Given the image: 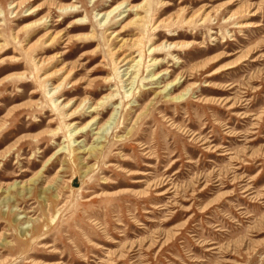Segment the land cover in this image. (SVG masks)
<instances>
[{
    "label": "rangeland",
    "instance_id": "obj_1",
    "mask_svg": "<svg viewBox=\"0 0 264 264\" xmlns=\"http://www.w3.org/2000/svg\"><path fill=\"white\" fill-rule=\"evenodd\" d=\"M143 1L0 0V188L16 182L0 191V264H264V0H149L126 12ZM140 35L143 71L121 88L111 53ZM164 44L178 47L149 54ZM70 70L54 98L73 101L63 113L85 97L117 99L62 120L36 76L56 84ZM95 116L107 134L89 126L58 152L67 138L54 130Z\"/></svg>",
    "mask_w": 264,
    "mask_h": 264
},
{
    "label": "bare ground",
    "instance_id": "obj_2",
    "mask_svg": "<svg viewBox=\"0 0 264 264\" xmlns=\"http://www.w3.org/2000/svg\"><path fill=\"white\" fill-rule=\"evenodd\" d=\"M149 0H144L143 1V3H141L140 5H138V6H135V7H130L128 10H126V12L127 11H136V12H140L139 10L141 9V8H143L144 6H145V4H147V2H148ZM124 4H127V3H125V2H122L121 4H119V5H117L116 7H114L112 10H110L109 12H106V13H104L103 15H102V17H101V21L99 22V25L100 26H104V25H106L108 22H109V20H111L112 18H114V16L116 15V13L119 11V10H121V8L123 7V5ZM11 9H16V8H18V5L17 4H12L11 5V7H10ZM123 8H126V7H123ZM165 8V7H164ZM31 10H33V9H31ZM37 10H39V9H37ZM58 10L61 12V13H63V14H66V13H72V12H75V6L74 5H70V6H66V7H58ZM124 10V9H123ZM57 11V10H56ZM34 12H36V10L34 9L33 11H31V12H29L28 14H27V16H31V15H33V13ZM123 12H125V11H121V13H120V11H119V16H120V14H122ZM50 15V14H49ZM49 15H47L46 17H43V18H41V19H39V20H37V21H34V22H32V23H29V24H27V25H25L24 27L25 28H32V27H42L46 22H48V21H50V20H48L49 18H50V16ZM251 15H255V13L254 14H251ZM126 16V15H125ZM207 16V15H206ZM122 18V17H121ZM211 18V17H210ZM63 20V19H62ZM62 20H60V19H58V20H56V21H62ZM132 21V20H131ZM80 22H82V19H79V20H77V21H74L73 23L74 24H79ZM118 22V21H117ZM132 22H135L136 24H137V26H139V27H142V30H146L145 29V27H146V25H147V23L145 22V16H138V17H136L135 19H133V21ZM56 23V22H55ZM101 23L103 24V25H101ZM114 24V23H113ZM134 24V23H133ZM132 24V25H133ZM129 25H130V22H129ZM45 26H47V25H45ZM248 26H254V27H257V26H259V25H242V26H240V28H244V27H248ZM124 27V26H123ZM67 28H69V29H71V28H73L72 27V25H69ZM81 28H85V26L84 25H81ZM126 28V27H125ZM157 28H158V26L156 25L154 28L152 27L151 29H152V31H156L157 30ZM122 31V30H121ZM148 31H150V28H149V30ZM147 31V32H148ZM118 35V34H117ZM59 36H61V34H55L54 36H52L51 37V35H49V42H48V44L46 43L45 44V46H49V45H52L54 42H55V40H57L58 38H59ZM112 36V35H111ZM141 37H143V36H141L140 35V37H135V38H132V39H129V40H120L119 42H121L120 43V45H119V47L117 48V49H115V51L114 52H112L111 54L113 55L114 53H119L116 57H115V61H114V66H115V72H116V76L119 78V84H120V87L122 88L123 86H134V84H135V82H137L138 83V81H139V79H140V75H141V71H143V64H142V61H143V58H144V54L143 53H145L146 51L145 50H143V49H137V48H140V45H141V43H142V41H141ZM118 37H115V39H117ZM60 41V40H59ZM167 43V42H166ZM171 45H172V48H177L178 47V45H175V44H164L163 46H161V47H159V49H158V47L156 48V47H154V48H150L149 47V49H148V51H149V54L150 55H154L157 51H160V50H162V51H165V50H167V51H169L170 50V48H171ZM29 50V49H28ZM134 50H136L137 52H138V54L137 55H134L133 53L134 52H136V51H134ZM147 53V52H146ZM58 57V56H57ZM137 58H138V60H137ZM177 61H176V63H180L181 61H179L178 60V58L176 59ZM48 59L47 60H38V61H36V62H38L39 64H37L38 65V69H40L41 68V66H43L44 67V64H46V63H48ZM164 62V60H157V59H155V60H153L152 61V63L149 65V66H153V67H155V66H159L160 64H162ZM36 64V63H35ZM149 66H147L146 67V69H148V67ZM42 67V68H43ZM36 68V69H37ZM120 69H123L122 70V72L120 71ZM75 71L76 70H70V71H65L66 72V75L64 76V77H62V79L60 80V82H58V83H54L53 82V75H46V76H44L42 79L40 78V77H37L36 76V78L39 80V81H43L42 82V84H45L44 85V95H45V97L46 98H49V100H50V102H52V108H53V111L54 112H58V114H60L61 115V118H62V120H69V119H72V118H74V117H77V114H78V112L80 113V110L81 111H84V109H85V107L87 106V108H86V110L84 111V113H87V109H89V111H88V113H91V112H98V111H100V110H102L105 106H107L110 102H113L114 100H116L117 99V97H118V95H116V94H114V93H109L108 95H106V96H104L101 100H99V101H97L95 104H93V105H91L90 104V101H91V99L90 98H88V97H85V98H83L81 101H80V104H79V106H78V109H76V110H74V111H72L70 114H65V113H63L62 111L64 110V108H66V107H69V106H71L70 104H73L72 102L73 101H71V102H68V103H66V104H64V105H62V107H59V105H57V100H54V98L55 97H57L58 95H60V94H62V93H64L65 92V90H64V86H65V83H66V81L69 79V78H71L72 77V75H74V73H75ZM123 73V75H120L121 73ZM166 75L167 74H169L168 73V71H166V73H165ZM215 74V72H213V73H211V74H209L208 76H212V75H214ZM42 77V76H41ZM151 77H153V76H151ZM185 77H184V75H180V76H178V77H176L175 78V80L174 81H172L171 83H169V84H167L165 87H164V90H167L168 89V87L170 86V85H172L171 87L172 88H175L176 86H178L179 85V82L182 84L184 81H185ZM140 84H142L143 82H142V80H140ZM48 83H50V84H48ZM51 86V88L50 89H48V87L47 86ZM73 86V85H72ZM116 86H119L118 84L116 85ZM206 86H209V84L208 85H206ZM131 87V88H132ZM171 88V89H172ZM171 89L170 90H168V91H166L167 92V94L169 95V93H170V91H171ZM163 90V91H164ZM113 91H116V89H114ZM32 93H35V91H33ZM184 95H186L185 93H181V94H179V95H177V96H174V97H171V99H173V100H178V99H180V98H182ZM126 97L127 98H130L131 97V95H127L126 94ZM61 112V113H60ZM84 113H83V115H84ZM142 115L140 114V115H138L137 117L139 118V117H141ZM99 116H95V117H93L85 126H83V127H78V122H73V123H69V124H64V127L63 128H61V127H59L58 129H56V130H54L53 131V135H55V136H57L58 134H60L61 133V131L64 129L65 130V137L67 138L66 140H65V142L67 143V145H66V147L64 146V147H61L59 150H58V152L60 151V150H62V149H64V148H66V150L69 152V153H71V149H72V143H73V139L74 138H76L77 136H80L81 134H82V132L87 128V127H89L90 126V128L91 127H94V126H96V127H94L93 128V130H98V132H100V134H107V131H108V129H111V124H110V122L109 123H107V125L109 124V127H104V125L103 126H101V127H97V124H98V122H99ZM115 118V117H114ZM112 120V119H111ZM115 121V119H113V122ZM50 123H52V120L50 121ZM106 124V123H105ZM112 125H113V123H112ZM101 138V137H100ZM94 148L95 147H90V149H89V151L90 152H92V151H94ZM208 150V149H207ZM45 166V165H44ZM43 169V168H42ZM139 174H141V173H139ZM143 175H146V173H142ZM138 182H142L141 180H139ZM15 184H16V182L15 183H13V184H11L6 190H3L2 188H0V191H4L5 193H7L12 187L13 188H15ZM51 189V188H50ZM164 194H165V192H163V193H158V196H164ZM13 199V197H11V196H8V200L5 202V204L6 203H8V202H11V200ZM4 203V202H3ZM19 219V218H18ZM17 220V219H16ZM17 222V221H16ZM22 234L24 235L25 234V232L24 231H22Z\"/></svg>",
    "mask_w": 264,
    "mask_h": 264
}]
</instances>
